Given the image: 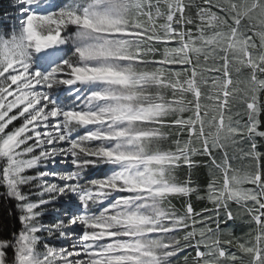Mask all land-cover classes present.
Returning a JSON list of instances; mask_svg holds the SVG:
<instances>
[{"label": "snow or ice", "instance_id": "obj_1", "mask_svg": "<svg viewBox=\"0 0 264 264\" xmlns=\"http://www.w3.org/2000/svg\"><path fill=\"white\" fill-rule=\"evenodd\" d=\"M13 7L0 264H264V0Z\"/></svg>", "mask_w": 264, "mask_h": 264}, {"label": "trees", "instance_id": "obj_2", "mask_svg": "<svg viewBox=\"0 0 264 264\" xmlns=\"http://www.w3.org/2000/svg\"><path fill=\"white\" fill-rule=\"evenodd\" d=\"M7 0H0V28H8L15 20V10L12 6L6 3ZM260 119L264 121V112L261 113ZM233 163H239L234 161ZM206 169H200L198 173L194 172V179L198 174L201 178L206 175ZM5 189L0 187V193ZM207 203L200 202V204ZM211 207V205H208ZM233 214L236 216L235 220H229L221 224L223 229H231L236 236L243 235L247 231L246 214L234 203L230 204ZM239 214V215H237ZM17 212L15 208V201L0 195V237H8L12 232L17 231ZM11 232V233H10Z\"/></svg>", "mask_w": 264, "mask_h": 264}, {"label": "rangeland", "instance_id": "obj_3", "mask_svg": "<svg viewBox=\"0 0 264 264\" xmlns=\"http://www.w3.org/2000/svg\"><path fill=\"white\" fill-rule=\"evenodd\" d=\"M7 4H9L10 6L13 7L14 3H15V0H7L6 1ZM13 9L15 10V8L13 7ZM104 169L103 168H100V169H94L92 170V175H95V176H102L104 175ZM17 225H18V228H20V225H19V222L17 220ZM11 233V232H10ZM59 243V242H57Z\"/></svg>", "mask_w": 264, "mask_h": 264}]
</instances>
